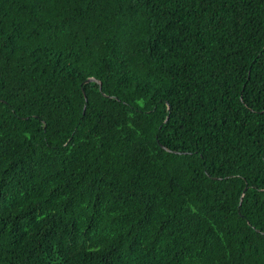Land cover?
<instances>
[{
    "label": "trees",
    "instance_id": "16d2710c",
    "mask_svg": "<svg viewBox=\"0 0 264 264\" xmlns=\"http://www.w3.org/2000/svg\"><path fill=\"white\" fill-rule=\"evenodd\" d=\"M0 264H264V0H0Z\"/></svg>",
    "mask_w": 264,
    "mask_h": 264
},
{
    "label": "water",
    "instance_id": "95a60500",
    "mask_svg": "<svg viewBox=\"0 0 264 264\" xmlns=\"http://www.w3.org/2000/svg\"><path fill=\"white\" fill-rule=\"evenodd\" d=\"M90 80L93 81V80H96V79H95L94 77H90V78L87 79V81H90ZM98 82H99V81H98ZM99 87L101 88V82H99ZM244 189H245V188H244Z\"/></svg>",
    "mask_w": 264,
    "mask_h": 264
}]
</instances>
